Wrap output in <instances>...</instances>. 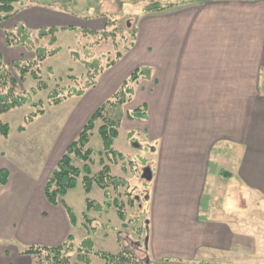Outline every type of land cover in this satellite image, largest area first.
I'll return each mask as SVG.
<instances>
[{
    "label": "crops",
    "instance_id": "obj_1",
    "mask_svg": "<svg viewBox=\"0 0 264 264\" xmlns=\"http://www.w3.org/2000/svg\"><path fill=\"white\" fill-rule=\"evenodd\" d=\"M69 2L34 0L9 20L15 27L1 23L3 61H23L15 58L25 48L9 47L6 37L22 23L33 36L52 28L105 29L106 17L86 26L75 23L76 13L60 8ZM88 3L80 0L75 7ZM135 29L130 50L84 96L49 107L25 132L23 125L14 130L9 124L8 116L17 110L5 115L11 132L8 138L0 132V264H34L23 255L26 248H57L74 239L67 211L48 202L45 187L92 116L141 68L151 75L135 85V95L123 105L127 111L114 148L121 153L117 141L126 129L151 150L143 172L151 174L144 178L151 186L147 263L223 264L245 239L249 190L264 194V0H210L143 11ZM141 108L146 119L130 120L128 115ZM28 132L43 158L25 155L21 136Z\"/></svg>",
    "mask_w": 264,
    "mask_h": 264
},
{
    "label": "rangeland",
    "instance_id": "obj_2",
    "mask_svg": "<svg viewBox=\"0 0 264 264\" xmlns=\"http://www.w3.org/2000/svg\"><path fill=\"white\" fill-rule=\"evenodd\" d=\"M16 1V0H14ZM21 0L18 1V3ZM87 8L80 5L79 8L75 7V3L80 0H71L67 5H60L61 9H67L65 11L76 13L74 17L75 23H82L80 26H84L87 23H91L102 17H108L115 21L119 28V33L122 34L126 42L120 44L118 51H123L131 44V34L135 30V24L137 18L146 10L151 4L169 5L171 2L182 4V2L189 3H204L210 0H88ZM16 6L22 8L21 5ZM152 6V5H151ZM24 12V9L22 10ZM67 21V20H66ZM85 23V24H83ZM17 24L15 21H8L4 24L5 27H15ZM59 24L57 26H62ZM23 23L16 27L15 32L22 28ZM86 26V25H85ZM82 28V27H81ZM6 29V28H5ZM13 31V32H14ZM119 34V35H120ZM36 40V37L33 36ZM121 37V35H120ZM118 43L123 39H117ZM93 38H88L87 43H92ZM85 39L78 33L67 31L58 34V43L54 48H59L60 52L49 58L43 66V78L49 85V90L40 92L36 97V100H47V96L56 88H63L67 86H74V79L69 77L82 78L88 73V69L85 65L79 61H76L71 55V49L79 52L80 58L93 62L98 59V62H102L105 67L108 62L114 60L117 55L116 44L113 41L109 43L101 44L100 47L95 48L93 55L85 54V47L77 49L79 45H83ZM34 47L36 43L33 44ZM42 46L48 45V41H43ZM37 44L35 48L41 46ZM53 48V49H54ZM22 55L17 56L15 59H22L23 61L33 59L35 52L28 51L26 49L21 50ZM35 51V50H34ZM84 51V52H83ZM89 51V50H88ZM95 52V54H94ZM109 52V53H108ZM89 58V59H88ZM100 59V60H99ZM51 68L53 74L50 75L48 69ZM24 89H31L37 86L32 78H29V83L22 85ZM70 101V100H68ZM128 108V107H127ZM49 109V108H48ZM47 109V110H48ZM53 110V109H50ZM49 110V111H50ZM127 110L125 107L118 106L110 108L108 111V117L114 120H121L123 113ZM34 112V109L26 108L24 110H17L8 116L10 126L13 129H17L23 125V120L26 116ZM132 113V112H131ZM7 116V115H6ZM3 121L8 124V120ZM132 120V119H130ZM137 120V119H136ZM135 121V119L133 120ZM8 124V125H9ZM104 125L103 121L98 123L97 129L93 133L92 140L89 147L95 151L94 162L90 164L92 174L98 173L103 168V163L112 167V173L123 179H129L128 188H121L120 190L110 189L104 191L95 186L90 194L85 192L82 179L79 178L77 186L70 190L65 196V202L71 207L73 213L78 218V225L73 227L74 242L80 245L81 242L91 239L93 247L88 248L89 251L102 254H119L124 252L129 255L138 263H144L146 261V254L149 250L150 241V224H149V212H148V196L151 192V186L143 178L144 169L147 167V160L151 153L148 143L140 137L138 134L132 138V135L125 129L121 132V138L117 141V149L120 148V152L132 155L128 159L121 161L119 166H115L113 161L104 154L103 141L99 135L98 129ZM131 135V136H130ZM25 141L23 143L27 146L25 155L30 158H43L44 154L37 151V148L33 146L32 139H29V132L21 136ZM147 143V144H146ZM138 147V148H137ZM42 149V145L39 146ZM40 149V150H41ZM133 157V158H132ZM103 162V163H102ZM77 167L83 169L85 163L79 160L73 162ZM125 163L127 171L124 172L122 164ZM150 166V165H149ZM128 174V178L126 177ZM248 203L249 211L246 217H242V221L246 224L247 228L245 232V239L241 240L238 249L223 261V264H264V194L257 191L249 190ZM130 197L134 199V203L129 202ZM92 200L95 204L88 209V200ZM118 200V201H116ZM117 205H122L124 209V216L127 226L122 228L121 217L118 214L120 208ZM147 207L146 209L144 207ZM84 215L88 217L91 222L84 220ZM83 225V226H82ZM244 237V236H243ZM14 246L23 250V247L18 242ZM74 262L77 261V255L74 256ZM89 264H106V261L96 254L90 256Z\"/></svg>",
    "mask_w": 264,
    "mask_h": 264
},
{
    "label": "trees",
    "instance_id": "obj_3",
    "mask_svg": "<svg viewBox=\"0 0 264 264\" xmlns=\"http://www.w3.org/2000/svg\"><path fill=\"white\" fill-rule=\"evenodd\" d=\"M17 3L18 1L14 0H0V24L15 18L22 9L34 3V0H21L18 4L21 5L22 8L16 6ZM184 4H189V2H182L180 5L173 2L169 5L151 4L152 6L149 5L145 11L149 13H159ZM106 18L108 21L105 29L102 31H93L86 28H52L37 32L35 34L36 40L33 37V33L27 31L23 27L18 29L17 32H6L7 44L9 47H23L28 51L35 52V57L30 60L7 64L0 55V132L4 138H8L11 132L10 126L3 121L5 115L19 109H34V112L25 118L24 124L20 128L21 132H25L38 117L46 113L49 107H57L70 99L84 96L88 89L94 88L97 85L101 73L105 69L116 65L123 57L124 53L130 50L136 39V29L133 30L130 35L131 45L123 51H118L120 49V44L126 42V39L118 31L121 26H118L115 21L108 17ZM62 31H74L79 33L85 39V42L83 45H79L77 49L85 47V52H83L87 54V56L88 54L93 55L95 48L100 47L101 44H107L109 41H113V44L118 46L116 47L118 51L116 58L108 62V65L104 67L102 62H98V59L90 63L80 58V54L77 50L74 51L71 49L72 57H74L76 61L83 63L88 69L86 76L82 78L70 76L69 79H74L75 81L74 86L56 88V90L48 94L46 101L42 99L36 100L40 92L49 90V85L43 78V66L49 58L56 56L60 52L59 48L54 47L58 43V34ZM88 38H93L92 43H87ZM119 38L123 39L120 43H118L117 40ZM43 41H48V45L42 46L41 43ZM34 43H36L35 47L37 44L41 46L35 48L33 45ZM48 71L50 75L53 74L51 68H49ZM150 75V69L141 68L136 70L122 85L120 90L92 116L78 138L69 146L66 154L52 172L45 187L46 199L53 206L62 205L65 208L72 226L77 225V218L72 210L65 204L64 198L70 190L77 186L79 178L83 176L82 183L87 194H90L95 186L104 191L110 190L111 188L118 191L123 187H129V182L126 179L113 175L112 167L103 162V168L98 173L92 174L90 164L94 162L95 151L90 148L89 145L98 123L103 121L104 125L98 129L99 135L103 141V153L113 161L116 167L119 166L121 161L126 159L123 154L119 153L114 148L115 141L119 137V129L122 120L109 118L108 111L110 108L123 106L130 102L135 95V85H137L141 79L147 78ZM29 78L37 82V86L31 89H24L22 85L28 84ZM128 117L132 120H143L146 119V113L145 110L141 108L129 114ZM74 160L85 163L84 168L81 169L77 167L73 163ZM122 167L124 170L127 169L125 163L122 164ZM1 174L3 173L0 172V177ZM129 202L133 204L134 199L130 197ZM87 203L88 209H91L95 204L90 199ZM116 207L120 208L118 214L121 219L125 220L123 206L117 205ZM84 220L91 222L86 215H84ZM73 241V237L70 236L65 244L57 248L44 246L28 247L23 251V255L32 257L35 261L34 264H89L90 256L93 254L102 257L106 261V264H149L147 261L138 263L124 252L119 254L91 252L88 249L93 247V242L90 238L81 242L78 248L75 247ZM76 255L77 261L74 262V256Z\"/></svg>",
    "mask_w": 264,
    "mask_h": 264
},
{
    "label": "water",
    "instance_id": "obj_4",
    "mask_svg": "<svg viewBox=\"0 0 264 264\" xmlns=\"http://www.w3.org/2000/svg\"><path fill=\"white\" fill-rule=\"evenodd\" d=\"M151 178V174L149 173V170L146 171L145 175L143 176V178Z\"/></svg>",
    "mask_w": 264,
    "mask_h": 264
}]
</instances>
